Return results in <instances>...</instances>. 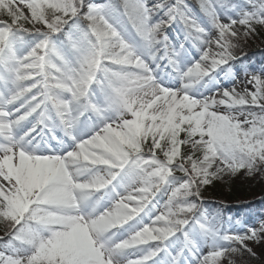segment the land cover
<instances>
[{
    "label": "snow or ice",
    "instance_id": "snow-or-ice-1",
    "mask_svg": "<svg viewBox=\"0 0 264 264\" xmlns=\"http://www.w3.org/2000/svg\"><path fill=\"white\" fill-rule=\"evenodd\" d=\"M200 9L215 39L184 0H0V264H233L264 240V222L230 233L196 202L264 172V79L242 92L216 79L236 26L264 25V0ZM176 23L199 59L170 44Z\"/></svg>",
    "mask_w": 264,
    "mask_h": 264
},
{
    "label": "rangeland",
    "instance_id": "rangeland-1",
    "mask_svg": "<svg viewBox=\"0 0 264 264\" xmlns=\"http://www.w3.org/2000/svg\"><path fill=\"white\" fill-rule=\"evenodd\" d=\"M123 0H85V4H113V5H122ZM149 6H152L157 2V0H147ZM167 3H175L176 0H165ZM232 2H236V0H232ZM184 3L188 5L189 10L192 12V15L196 16L198 20L208 28L209 36L212 39H215L217 33L215 29L211 28L210 25L207 24V19L204 16L203 12L200 9V0H184ZM25 15H28V9L24 7L23 4L20 5ZM86 10V9H85ZM122 10V8H121ZM221 15V22L227 23V16ZM2 18V17H0ZM25 27L31 28L32 25L25 24ZM237 30L240 32V35L235 38L236 44H241V46L235 48L233 51L237 52L240 55L235 56L234 60L229 61L228 65H224L223 67L230 72L229 78H225L224 72H221L219 69L217 70L218 75L216 77L218 84L223 88L227 87L231 89L233 86L236 87L237 91L242 92L245 88L250 91H254L255 89L251 84L248 83V80L251 78L253 74L257 76H261L264 79V25H256L255 31L251 33L249 36H243V29L240 28L239 25L236 26ZM165 33L168 35L170 39V44L176 45L184 44V51L187 53L189 60H197L199 59L200 53L193 47L192 42L190 40L185 39V32L183 29V25L180 23L173 24L171 27L165 26ZM239 49V50H236ZM215 50V49H214ZM247 51V52H245ZM158 55H163L161 51ZM250 55V57H249ZM246 58H248L245 62H243ZM149 64L152 65V62L149 61ZM157 64L160 67L157 69L155 65H152L153 69L159 71L161 75L165 73L171 72V68L167 67V61L161 59L157 61ZM236 71V72H235ZM238 72H241L239 75H236ZM168 82V81H166ZM203 91V89H202ZM223 111V108L220 109ZM258 111V110H257ZM242 119V118H241ZM181 138H183V133H181ZM151 141L149 140L148 143ZM147 151V148H145ZM182 151L187 154L190 149L187 146H182ZM162 159V155L160 156ZM177 176H181V173H176ZM235 176V175H234ZM234 176L226 175L223 179L214 180L211 184L206 185L208 187L219 186L227 191L230 189L231 183H233ZM244 176L248 179L254 180L255 184L259 187L261 191H264V172H256L252 175L244 174ZM239 183V181H238ZM240 184H243L240 181ZM159 195V210H154L156 214L164 211V203L167 201L168 194H158ZM259 198V197H258ZM264 198L263 196L260 197ZM192 199V198H190ZM254 199H248L244 202L242 200L238 201L237 205L242 206V210L235 212L233 215L228 217L222 216H211L207 210L199 207L200 212H204L209 221H211L214 217L217 218L216 222L218 225H222L224 229L228 230L230 233H240L243 234L247 232L249 227L259 228L260 224L264 222V199L258 201ZM197 202V201H196ZM253 202V203H251ZM248 203V204H247ZM197 204H199L197 202ZM245 205V206H244ZM243 206L245 207L243 209ZM150 222V221H149ZM159 226V224L157 225ZM4 233V225L3 231L0 232V236H3ZM177 235H180L177 233ZM174 239V238H172ZM183 237L181 236V241ZM248 246L252 249V253L248 252H240V256L232 255L233 264H264V240H261L259 243L256 242H247ZM209 251V247L203 243L200 244L199 254L201 256L207 255ZM254 253V254H253ZM136 258V257H133ZM222 264H226V261H223Z\"/></svg>",
    "mask_w": 264,
    "mask_h": 264
},
{
    "label": "trees",
    "instance_id": "trees-1",
    "mask_svg": "<svg viewBox=\"0 0 264 264\" xmlns=\"http://www.w3.org/2000/svg\"><path fill=\"white\" fill-rule=\"evenodd\" d=\"M237 45L238 47L241 46V44H237ZM234 54L235 56L240 55L237 52H234ZM247 59L248 58H246L243 62H245ZM244 174L247 173L242 170L241 172L237 173L234 176L233 183H231L230 189L228 191L227 189H224L216 185L212 187H208V186L202 187L201 198L197 200V202L199 203L198 204L199 207L207 210L211 216L223 215L224 217H227L233 215L235 212L242 210V206L237 205L238 201L240 200H242L241 202L254 198H257L255 199V201L258 199H259L258 201L263 200L264 198L260 199V197L263 196L264 191H261L259 187L255 184L254 180L246 178ZM240 181H242L243 184H240ZM244 206L243 209L245 208ZM2 231H3V224L0 223V232L2 233ZM234 255L240 256L241 253H236Z\"/></svg>",
    "mask_w": 264,
    "mask_h": 264
},
{
    "label": "bare ground",
    "instance_id": "bare-ground-1",
    "mask_svg": "<svg viewBox=\"0 0 264 264\" xmlns=\"http://www.w3.org/2000/svg\"><path fill=\"white\" fill-rule=\"evenodd\" d=\"M215 49V46H213V50ZM236 72V71H235ZM241 72H238L236 75H239ZM54 143V142H53Z\"/></svg>",
    "mask_w": 264,
    "mask_h": 264
}]
</instances>
